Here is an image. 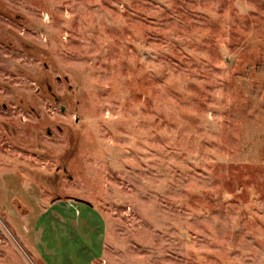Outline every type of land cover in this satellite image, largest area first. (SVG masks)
<instances>
[{
    "label": "rangeland",
    "instance_id": "obj_1",
    "mask_svg": "<svg viewBox=\"0 0 264 264\" xmlns=\"http://www.w3.org/2000/svg\"><path fill=\"white\" fill-rule=\"evenodd\" d=\"M42 263L264 264V0H0V264Z\"/></svg>",
    "mask_w": 264,
    "mask_h": 264
},
{
    "label": "flooded vegetation",
    "instance_id": "obj_2",
    "mask_svg": "<svg viewBox=\"0 0 264 264\" xmlns=\"http://www.w3.org/2000/svg\"><path fill=\"white\" fill-rule=\"evenodd\" d=\"M57 81L59 82L60 80H59V79H57ZM65 81H66V80H65ZM61 107H63L64 111H65V107H64V106H62V105H60V106H59V109H60V111H61V112H64V111H62ZM4 108H5V107H4ZM47 134H48V135H50V134H51V132H50V131H47ZM64 171H65V170H64Z\"/></svg>",
    "mask_w": 264,
    "mask_h": 264
},
{
    "label": "water",
    "instance_id": "obj_3",
    "mask_svg": "<svg viewBox=\"0 0 264 264\" xmlns=\"http://www.w3.org/2000/svg\"><path fill=\"white\" fill-rule=\"evenodd\" d=\"M62 111H64L63 107H61Z\"/></svg>",
    "mask_w": 264,
    "mask_h": 264
},
{
    "label": "trees",
    "instance_id": "obj_4",
    "mask_svg": "<svg viewBox=\"0 0 264 264\" xmlns=\"http://www.w3.org/2000/svg\"><path fill=\"white\" fill-rule=\"evenodd\" d=\"M27 211H28V210H27ZM27 211H26V212H27Z\"/></svg>",
    "mask_w": 264,
    "mask_h": 264
},
{
    "label": "crops",
    "instance_id": "obj_5",
    "mask_svg": "<svg viewBox=\"0 0 264 264\" xmlns=\"http://www.w3.org/2000/svg\"><path fill=\"white\" fill-rule=\"evenodd\" d=\"M43 264V263H42Z\"/></svg>",
    "mask_w": 264,
    "mask_h": 264
}]
</instances>
